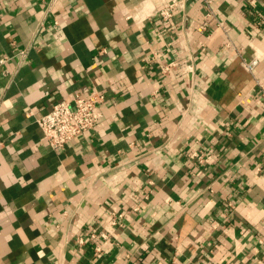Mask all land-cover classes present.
Here are the masks:
<instances>
[{
    "label": "crops",
    "instance_id": "0c3cea01",
    "mask_svg": "<svg viewBox=\"0 0 264 264\" xmlns=\"http://www.w3.org/2000/svg\"><path fill=\"white\" fill-rule=\"evenodd\" d=\"M173 1L0 0V264H264V0Z\"/></svg>",
    "mask_w": 264,
    "mask_h": 264
},
{
    "label": "built area",
    "instance_id": "2783aa9c",
    "mask_svg": "<svg viewBox=\"0 0 264 264\" xmlns=\"http://www.w3.org/2000/svg\"><path fill=\"white\" fill-rule=\"evenodd\" d=\"M205 3L207 7L211 5L209 0H205ZM179 6L181 5L177 0L168 4L162 11L163 18H170L175 8ZM6 62L7 59L0 60V66L5 65ZM256 65L257 61H253L247 65V68L252 70ZM103 102L102 93L93 90L86 96L76 95L70 102L55 103L50 112L37 119L43 140L52 149L61 150L77 137L91 132L103 118Z\"/></svg>",
    "mask_w": 264,
    "mask_h": 264
}]
</instances>
